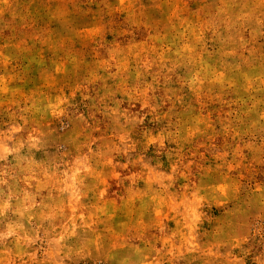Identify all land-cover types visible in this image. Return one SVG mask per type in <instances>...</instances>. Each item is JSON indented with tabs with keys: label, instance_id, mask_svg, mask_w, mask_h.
<instances>
[{
	"label": "rangeland",
	"instance_id": "374dc122",
	"mask_svg": "<svg viewBox=\"0 0 264 264\" xmlns=\"http://www.w3.org/2000/svg\"><path fill=\"white\" fill-rule=\"evenodd\" d=\"M0 264H264V0H0Z\"/></svg>",
	"mask_w": 264,
	"mask_h": 264
}]
</instances>
